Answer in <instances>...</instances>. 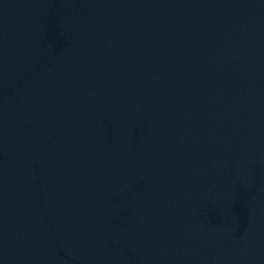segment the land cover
Listing matches in <instances>:
<instances>
[{
    "label": "water",
    "instance_id": "obj_1",
    "mask_svg": "<svg viewBox=\"0 0 264 264\" xmlns=\"http://www.w3.org/2000/svg\"><path fill=\"white\" fill-rule=\"evenodd\" d=\"M0 264H264V0H34Z\"/></svg>",
    "mask_w": 264,
    "mask_h": 264
}]
</instances>
